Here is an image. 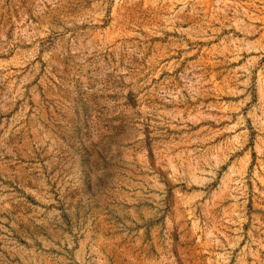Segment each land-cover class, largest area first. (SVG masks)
Here are the masks:
<instances>
[{
    "label": "rangeland",
    "instance_id": "obj_1",
    "mask_svg": "<svg viewBox=\"0 0 264 264\" xmlns=\"http://www.w3.org/2000/svg\"><path fill=\"white\" fill-rule=\"evenodd\" d=\"M0 264H264V0H0Z\"/></svg>",
    "mask_w": 264,
    "mask_h": 264
}]
</instances>
